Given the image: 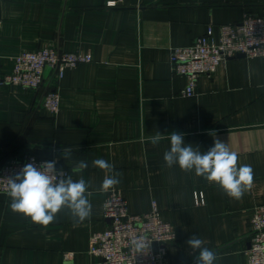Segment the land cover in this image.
<instances>
[{"label": "crops", "instance_id": "crops-1", "mask_svg": "<svg viewBox=\"0 0 264 264\" xmlns=\"http://www.w3.org/2000/svg\"><path fill=\"white\" fill-rule=\"evenodd\" d=\"M246 13L264 16V0H0V77L19 53L50 43L92 56L59 80L57 114L42 105L45 87L0 82V163L30 153L55 158L93 193L89 219L79 222L63 209L47 226L13 212L10 197L0 193V264L99 260L89 251L90 236L109 225L103 205L111 189L99 190L106 173L93 166L97 158L121 173L113 189L130 213H146L155 202L174 227L166 264H196L186 243L192 235L215 253L214 264H246L250 219L264 205V87L257 86L264 85V58L231 57L201 75L191 96L182 94L188 80L172 63L173 50L191 45L209 24L219 41L218 25L238 23ZM45 72L49 79L51 69ZM173 131L201 152L214 139L226 143L238 164L251 165L252 187L237 200L194 171L168 167L163 157ZM157 132L165 139L153 145ZM80 160L88 167L73 173ZM199 192L204 203H197Z\"/></svg>", "mask_w": 264, "mask_h": 264}, {"label": "built area", "instance_id": "built-area-1", "mask_svg": "<svg viewBox=\"0 0 264 264\" xmlns=\"http://www.w3.org/2000/svg\"><path fill=\"white\" fill-rule=\"evenodd\" d=\"M108 4L116 5V2L110 1ZM214 27L213 23L209 24L207 33L191 45L173 50L174 71L188 80L182 91L185 96L195 94L201 75H212L221 63L231 57L244 55L264 58V16L246 13L238 23L218 25L219 41L215 39ZM90 61L92 56L88 53L61 51L50 43L35 51L19 53L15 57L13 70L2 75L0 82L34 90L45 87L42 105L57 114L61 104L59 80L68 68ZM46 68L52 71L49 79ZM53 160L55 158L39 159L33 153L22 159L3 160L0 163V193L7 194L8 178L18 173L24 165L34 162L39 166L42 162ZM56 167L61 169L58 164ZM64 172L67 174L66 170ZM196 200L197 203H204L202 192L196 193ZM103 215L108 220V227L90 236L89 251L99 258L94 264H166L167 246L177 240V234L174 227L162 218L155 202L150 211L133 214L122 192L111 189L106 194ZM145 234L149 242L152 241L146 256L136 254L129 247L132 238ZM246 255V264H264V205L257 206L250 219V245ZM66 256L70 257L71 254Z\"/></svg>", "mask_w": 264, "mask_h": 264}, {"label": "clouds", "instance_id": "clouds-1", "mask_svg": "<svg viewBox=\"0 0 264 264\" xmlns=\"http://www.w3.org/2000/svg\"><path fill=\"white\" fill-rule=\"evenodd\" d=\"M167 138L170 140V150L165 151L163 158L168 167L178 165L183 171H194L196 176L217 184L230 198L237 200L252 187L254 173L251 165L238 164V154L220 139H214V146L201 152L198 147L185 143L183 133L173 131ZM149 139L155 145L165 139V136L157 132ZM69 154L70 150L64 149L63 158L67 159ZM92 163L106 173L100 191H108L120 183L121 173L115 170L113 164L102 158H97ZM56 164L55 160L42 162L39 166L31 162L8 178L7 196L11 199L10 208L13 212L23 214L33 223L42 226L54 222L63 209L69 210L79 222L90 218L92 205L89 197L93 194L89 191L91 184L86 183L82 177L74 180L62 168L57 169ZM87 167V162L80 160L73 165L72 172L79 174ZM186 243L197 253L196 264H214L217 259L215 253L203 247L200 238L192 235ZM151 244L152 241L149 242L145 234L132 238L129 247L136 254L146 256Z\"/></svg>", "mask_w": 264, "mask_h": 264}]
</instances>
